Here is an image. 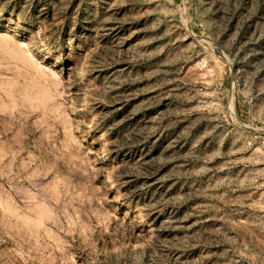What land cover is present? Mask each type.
I'll list each match as a JSON object with an SVG mask.
<instances>
[{"label": "rangeland", "instance_id": "374dc122", "mask_svg": "<svg viewBox=\"0 0 264 264\" xmlns=\"http://www.w3.org/2000/svg\"><path fill=\"white\" fill-rule=\"evenodd\" d=\"M0 264H264V0H0Z\"/></svg>", "mask_w": 264, "mask_h": 264}, {"label": "bare ground", "instance_id": "6f19581e", "mask_svg": "<svg viewBox=\"0 0 264 264\" xmlns=\"http://www.w3.org/2000/svg\"><path fill=\"white\" fill-rule=\"evenodd\" d=\"M42 208V207H41ZM41 214V213H40ZM45 215H46V213H45Z\"/></svg>", "mask_w": 264, "mask_h": 264}]
</instances>
